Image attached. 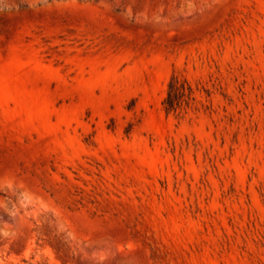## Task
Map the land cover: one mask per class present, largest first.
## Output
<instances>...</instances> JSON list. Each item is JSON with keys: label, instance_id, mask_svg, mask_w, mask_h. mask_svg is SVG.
<instances>
[{"label": "rangeland", "instance_id": "obj_1", "mask_svg": "<svg viewBox=\"0 0 264 264\" xmlns=\"http://www.w3.org/2000/svg\"><path fill=\"white\" fill-rule=\"evenodd\" d=\"M0 264H264V0H0Z\"/></svg>", "mask_w": 264, "mask_h": 264}, {"label": "trees", "instance_id": "obj_2", "mask_svg": "<svg viewBox=\"0 0 264 264\" xmlns=\"http://www.w3.org/2000/svg\"><path fill=\"white\" fill-rule=\"evenodd\" d=\"M194 92L189 81L172 77L162 100L163 109L167 113H181L194 101Z\"/></svg>", "mask_w": 264, "mask_h": 264}]
</instances>
